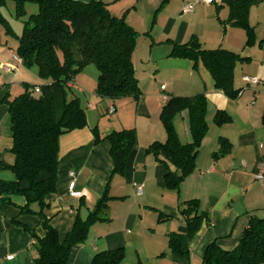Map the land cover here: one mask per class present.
I'll list each match as a JSON object with an SVG mask.
<instances>
[{
    "label": "crops",
    "instance_id": "obj_1",
    "mask_svg": "<svg viewBox=\"0 0 264 264\" xmlns=\"http://www.w3.org/2000/svg\"><path fill=\"white\" fill-rule=\"evenodd\" d=\"M102 1L107 8L110 4L116 8L108 9L115 16H124L137 33L145 34L149 28L150 37L143 35L146 40L140 44L139 37L133 53L141 96L112 100L99 98L93 91L91 102L104 103V107L97 106L95 121L88 117L84 128L60 137L56 191L46 196L43 213H37V204L31 205L33 212L21 213L26 204L23 196L12 195L10 201L0 204V264H37L34 241L45 235V221L48 219L63 238L76 218L86 219L104 196L110 199L100 213L102 220L92 224L84 242L72 247L67 264H90L95 253L118 248L125 250L120 264H200L209 244L216 242L232 249L251 218H264V182L256 177L264 172V50L259 46L264 38V17L257 21L255 17V43L247 46L245 30L229 23L230 8L221 0L203 4L191 13L182 11L191 0H170L164 5L163 0ZM130 7L133 11L127 12ZM152 15L155 19L146 27L147 16ZM252 15L249 13V24ZM193 38L202 49H224L240 56L234 68L233 84L239 90L236 98L216 88L212 74L201 62L194 66L191 60L171 56L175 44H186ZM0 45V180H13L14 174L3 167L14 162L8 101L21 94L16 92L23 87L20 78H24V70L21 62L13 60L16 48L7 40ZM164 59L173 65L161 68ZM162 69L167 73L164 77ZM245 76L259 82L250 83ZM74 82L86 92L82 81L74 77ZM196 95L205 96L208 102V132L192 172L182 179L178 190L168 189V168L147 155V147L167 140L160 115L169 98ZM217 111L226 112L231 121L217 125ZM173 125L181 143L192 141L186 110L175 115ZM94 127L103 137L112 131H136V143L123 175L112 176L111 145L108 140L95 143ZM221 141L229 145L228 150L221 152ZM169 169L175 170L171 164ZM70 171L75 173L76 195L69 191ZM139 185L141 194L136 189ZM192 199L198 200L204 219L188 242L189 253L172 254L169 235L187 232L180 210L183 202Z\"/></svg>",
    "mask_w": 264,
    "mask_h": 264
},
{
    "label": "trees",
    "instance_id": "obj_2",
    "mask_svg": "<svg viewBox=\"0 0 264 264\" xmlns=\"http://www.w3.org/2000/svg\"><path fill=\"white\" fill-rule=\"evenodd\" d=\"M8 1L15 3V16L21 19L23 29L17 36L16 55L26 66L36 65L39 76L47 82L34 85L39 96H34L28 85L24 92L8 101L10 128L14 155L11 165H4L14 174L13 180H0V204L10 201V196H23L26 204L21 213H30L32 204L39 206L38 214L47 207L45 198L56 191L59 165V139L67 132L87 125V115L78 98L68 99L67 87L75 74L85 66L94 64L98 70L95 93L103 99L132 98L141 96L135 77L133 53L138 37L124 16H115L102 0H0V35L12 33L1 9ZM170 0H163L162 5ZM256 0H221L230 8L229 23L245 30L247 46L255 43L254 28L248 21L251 4ZM33 3L37 13L26 16L25 6ZM1 37V36H0ZM264 50V38L259 42ZM175 58L188 59L196 66L199 62L212 74L217 89L230 98L239 90L233 84L234 68L241 59L232 51L206 50L196 38L186 44H175L171 52ZM208 102L205 96H172L162 108L161 120L167 140L154 142L147 147V155L168 168L165 183L168 189L178 190L183 178L194 169L201 143L208 132L206 121ZM183 110L188 112L192 141L180 142L173 119ZM231 121L224 111H217L214 122L223 125ZM95 143L108 140L114 174L123 175L127 159L136 143L134 129L112 131L101 136L93 128ZM221 152L229 145L221 141ZM169 164L175 170L169 169ZM109 197L104 196L94 212L86 219L77 217L73 228L61 238L59 231L47 219L46 233L37 238V264H67L72 247L82 243L94 222L102 220L100 213ZM180 210L186 223L185 234L171 233L168 247L172 254L187 255L188 242L199 231L205 214L200 212L196 199L183 202ZM14 223L20 224L18 219ZM29 230L34 236L31 229ZM125 250H103L94 254L90 264H120ZM200 264H264V218H251L239 243L224 249L216 242L209 244Z\"/></svg>",
    "mask_w": 264,
    "mask_h": 264
},
{
    "label": "rangeland",
    "instance_id": "obj_3",
    "mask_svg": "<svg viewBox=\"0 0 264 264\" xmlns=\"http://www.w3.org/2000/svg\"><path fill=\"white\" fill-rule=\"evenodd\" d=\"M124 1L127 2V0H124ZM127 5L128 4H126V9L128 7ZM213 6L215 7V4ZM108 8L112 11H114L116 9L111 4L108 6ZM197 8H201V5L197 6ZM25 10H26V16H28L30 14L37 13L38 6L36 4H33V3H28L25 6ZM168 10L170 12H172V10H174V9H172V5H170V7H168ZM129 11H133V8L130 7L127 12H129ZM1 12H2L3 16L5 17L6 21L8 22V24L10 25V28L12 29V33L6 34L5 30L2 28L0 36L1 37L3 36L6 39L3 38L2 42L0 39V44H3L4 40H7L9 42V45L11 43V45H13V47L17 48V46H16L17 42H18L17 36L20 35L22 32L23 23H22L21 19H17L15 16V3L13 1H8L6 6L1 9ZM249 13L253 14L251 17V24H250V26L253 27V25L256 24V21L258 20L259 16H261V18L264 17V2L259 1V0H256L255 2H253V4H251V7L249 8ZM249 13H248V21H249ZM138 14H140L141 17H143L142 15H144V12L142 11L141 8L138 9ZM255 17H256V21L254 22ZM154 19H155L154 15H152V17L147 16V24H145L146 27H149L152 24V22L154 21ZM146 29H147V33H145V34L140 33V32L138 33L137 40L140 37L139 44L142 41L146 40V38L143 35H145L146 37L148 35V37H150L149 28H146ZM199 30H201V28H199ZM148 40H150V39H148ZM137 43H138V41H136V46H137ZM1 46L2 45H0V48H2ZM162 50H164V49H162ZM15 56H17V55H15ZM13 60H15V57L13 58ZM15 62H16V60H15ZM172 65L173 64L168 62L166 59H164L160 62V66L163 69H164V67H169ZM180 67L181 66H178V68H180ZM22 68L24 70L23 71L24 72V76H23L24 78H20V81H23L24 83L22 85L23 86L22 89L16 93L24 92V90L26 89L25 86L28 85L31 93L34 96H39L40 91H36V88H33V86L34 85H43L47 81L42 79L39 76L38 68L36 65H33V66L23 65ZM163 69L161 71V77H164L167 74L166 72L163 73ZM75 79H77V80L79 79L80 81L83 82V84L86 87L85 88L86 92L84 93L85 90L83 91L82 88H80L78 86L77 82L73 81V82L69 83V87H67L68 99H74L75 97L78 96L80 103H81V106L86 112L87 118L89 117L90 121H95V119L98 116V112L96 110L97 106H101L100 108H102V106L104 107V103H98L96 101L91 102L92 98H93L92 97L93 91L96 89L97 82H98L97 67L94 64H90V65L85 66L82 70L78 71L75 74ZM92 105H93V108H91ZM103 116L106 118L109 117L108 114H104ZM7 170H9V169H7Z\"/></svg>",
    "mask_w": 264,
    "mask_h": 264
},
{
    "label": "built area",
    "instance_id": "obj_4",
    "mask_svg": "<svg viewBox=\"0 0 264 264\" xmlns=\"http://www.w3.org/2000/svg\"><path fill=\"white\" fill-rule=\"evenodd\" d=\"M218 0H191L189 3L185 4L182 11L183 13H191L193 12L197 6L199 5H203V4H211L214 2H217ZM15 59L19 62H21V59L18 58L17 56H14ZM7 70H11V68L9 66H4ZM244 80L253 83V84H257L259 82V80L257 78H249L247 76L244 77ZM164 88V87H163ZM36 91H39L38 88H36ZM70 177H71V181L69 183V191L72 195H76L77 193L74 191V187H75V173L74 171H70L69 173ZM257 179H259L261 182H264V172H260L256 175ZM137 193L141 194L142 193V185L137 186ZM9 258L11 259L12 256H9Z\"/></svg>",
    "mask_w": 264,
    "mask_h": 264
}]
</instances>
